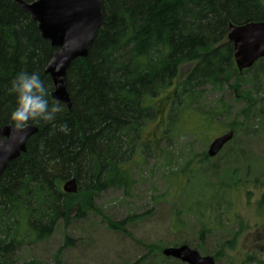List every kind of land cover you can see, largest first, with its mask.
<instances>
[{
	"label": "trees",
	"instance_id": "trees-1",
	"mask_svg": "<svg viewBox=\"0 0 264 264\" xmlns=\"http://www.w3.org/2000/svg\"><path fill=\"white\" fill-rule=\"evenodd\" d=\"M100 4L101 27L86 57L73 60L66 71L70 108L62 103L54 121L33 123L37 131L27 139L25 152L0 175V264H16L12 258L24 239H46L60 222L68 223L73 211L80 215L90 210L95 194L130 187L127 166L137 156L153 153L144 126L154 119L153 111L165 106L161 100L173 98L171 122L174 111L195 104L205 86L219 89L238 76L228 26L264 21L263 0ZM55 51L22 7L0 0V127L12 123L16 98L9 88L20 72L39 74L50 106L55 102L51 77L45 73ZM185 65L190 71L168 93ZM60 124H67V135L58 131ZM168 126L164 131H171ZM70 179L77 181L76 195L61 190ZM177 244L188 245L172 243Z\"/></svg>",
	"mask_w": 264,
	"mask_h": 264
},
{
	"label": "rangeland",
	"instance_id": "rangeland-1",
	"mask_svg": "<svg viewBox=\"0 0 264 264\" xmlns=\"http://www.w3.org/2000/svg\"><path fill=\"white\" fill-rule=\"evenodd\" d=\"M190 69L181 67L168 93ZM200 94L192 106L177 108L172 122L170 99H152L165 106L144 126L153 153L127 166L132 185L95 194L90 210L73 211L46 239H24L12 260L184 264L161 255L165 243L182 240L221 264H264V69L232 75L223 87L205 86ZM229 130L233 140L208 158L212 140Z\"/></svg>",
	"mask_w": 264,
	"mask_h": 264
},
{
	"label": "water",
	"instance_id": "water-1",
	"mask_svg": "<svg viewBox=\"0 0 264 264\" xmlns=\"http://www.w3.org/2000/svg\"><path fill=\"white\" fill-rule=\"evenodd\" d=\"M14 1L37 23L42 37L58 50L51 57L45 73L52 80L53 100H59L70 108L65 85L66 71L73 60L86 57L95 34L101 27L100 1L37 0L30 4L21 0ZM227 38L232 43L239 72L252 67L259 58H264V22L242 26L229 25ZM10 127L11 125L0 127V175L9 162L25 152L27 139L36 132V129L31 127L26 137L13 133L9 138ZM232 137L233 133L229 131L214 139L209 146L208 156H216ZM62 189L67 194H76L77 181H66ZM162 254L184 264H214L211 257H202L186 245L165 248Z\"/></svg>",
	"mask_w": 264,
	"mask_h": 264
},
{
	"label": "clouds",
	"instance_id": "clouds-1",
	"mask_svg": "<svg viewBox=\"0 0 264 264\" xmlns=\"http://www.w3.org/2000/svg\"><path fill=\"white\" fill-rule=\"evenodd\" d=\"M9 93L16 98L15 108L11 113L9 138L13 133L26 137L33 123L48 124L62 112L61 101L56 100L50 106L48 90L37 73L20 72L11 81ZM56 126L53 125V128ZM58 131L67 135L70 132L67 124H60Z\"/></svg>",
	"mask_w": 264,
	"mask_h": 264
},
{
	"label": "bare ground",
	"instance_id": "bare-ground-1",
	"mask_svg": "<svg viewBox=\"0 0 264 264\" xmlns=\"http://www.w3.org/2000/svg\"><path fill=\"white\" fill-rule=\"evenodd\" d=\"M52 94H53V92H52ZM52 94H51V98H52ZM52 99H53V98H52ZM32 128H35V127L32 126ZM35 129H36V128H35ZM36 131H37V129H36ZM35 133H36V132H35Z\"/></svg>",
	"mask_w": 264,
	"mask_h": 264
}]
</instances>
